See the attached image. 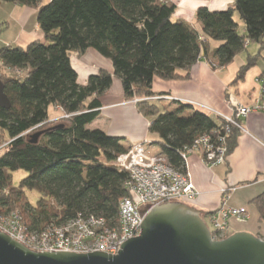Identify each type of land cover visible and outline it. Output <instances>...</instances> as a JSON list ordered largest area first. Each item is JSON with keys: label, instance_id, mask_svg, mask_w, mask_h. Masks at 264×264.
I'll use <instances>...</instances> for the list:
<instances>
[{"label": "trees", "instance_id": "1", "mask_svg": "<svg viewBox=\"0 0 264 264\" xmlns=\"http://www.w3.org/2000/svg\"><path fill=\"white\" fill-rule=\"evenodd\" d=\"M40 1L0 0L36 10L44 39L23 49L0 47V60L11 73L0 76L10 102V109H0V210H20L30 231L64 224L78 214L116 222L120 200L128 196V175L113 163L130 146L123 138L89 129L114 78L126 101L139 100L137 114L149 121L148 133L157 136L160 154L172 168L186 174L181 153L201 136L209 135L216 145L223 139L227 157L236 148L241 132L223 119L184 102L146 99L164 96L152 91L155 80L189 79L202 57L215 70L229 66L247 42L263 49L264 0H233L222 12L199 8L196 21L206 41L185 22L172 21L171 0H51L44 6ZM209 42L218 46L211 51ZM91 49L110 61L113 73L99 70L79 84L71 55ZM254 62L248 56L232 85L245 79ZM52 107L60 109V119L50 120ZM38 132L43 133L32 144L30 137ZM17 171L27 177L14 186L11 174ZM25 191L41 197L35 206ZM251 204L264 223V193Z\"/></svg>", "mask_w": 264, "mask_h": 264}, {"label": "crops", "instance_id": "2", "mask_svg": "<svg viewBox=\"0 0 264 264\" xmlns=\"http://www.w3.org/2000/svg\"><path fill=\"white\" fill-rule=\"evenodd\" d=\"M171 1L175 5L176 11L172 21L185 22L190 28L199 33L203 41H206V39L200 24L196 21L198 9L205 7L211 12H222L233 3V0ZM21 7L14 4L11 7V13L14 14L16 12L17 15H20L18 19L21 18L17 20L21 24L19 32L9 42L4 37L0 38V47L14 45L23 49L35 40H44L43 35L42 39H40L36 10L23 7V10L21 9L19 13L18 8ZM36 29L39 31H36ZM209 43L211 51L218 46L216 42ZM250 45L247 44L245 51L235 58H240L237 66L234 65V59L226 68L213 70L202 57L192 66L189 79L170 82L157 79L152 84V91L169 98L173 97L171 101L174 103L196 102L226 116L231 114L229 106L242 105L250 107L261 95L262 86L260 79H264L262 66L251 68L246 73L243 81L238 82L237 85H232L239 70L246 65L248 56L253 54ZM71 56H74L77 60L74 64L71 63L78 74L79 84H85L88 77L92 76V74H97L99 70L104 69L113 73L111 63L106 65V63L97 58L100 57L97 53L94 54V52L88 51L80 57L74 54ZM91 61L94 64H88ZM114 79L110 89L101 98V104L103 105L100 109L99 117L89 126V129H99L109 136L123 138L126 146H132L143 141L152 152L160 154V149L156 145L157 136L148 133L149 121L142 115L137 114L135 105L124 99L121 82H115ZM106 109L110 110V112L122 110L127 117L121 114L122 117L115 120L110 115L104 116L103 113ZM210 115L216 117L212 114ZM60 117H62L60 109L56 107L50 108L49 118L51 121L60 119ZM239 121L241 133L237 140L238 144L229 154L225 163L219 164V166L206 167L201 161L199 152L187 156V173L194 190L198 194L194 209L202 212L204 219H207V221L210 214L217 213L216 211L223 205L231 209L244 208L247 210V205L253 207L251 201L256 196L264 193V111L250 113L246 117L239 119ZM152 138L153 141L148 143L147 141ZM153 145L156 146L153 147ZM247 213H249L248 210ZM228 220L230 222L228 224L229 236L235 233L247 232L264 240V236L258 231V225L253 227L247 223H241L240 221L242 220H236L235 218ZM256 221H258V218ZM258 223L260 222L258 221ZM252 231L257 233L254 234Z\"/></svg>", "mask_w": 264, "mask_h": 264}, {"label": "built area", "instance_id": "3", "mask_svg": "<svg viewBox=\"0 0 264 264\" xmlns=\"http://www.w3.org/2000/svg\"><path fill=\"white\" fill-rule=\"evenodd\" d=\"M2 70L9 72L0 60V71ZM149 100L171 102L173 97L160 96L146 99ZM138 101L131 100L129 103L136 105ZM184 103L219 117L239 130L241 128L239 119L253 112L264 111V101L261 97L250 107L229 106L231 114L228 116L196 102ZM129 148V151L120 154L113 163L128 175L125 183L128 196L120 200L118 219L114 224L107 223L103 218L78 214L64 224L53 223L44 227L42 231H30L20 210L8 212L0 210V232L35 253L60 252L88 255L102 252L111 256L118 254L123 243L140 235V225L146 214L155 207L168 203L178 202L186 205L187 202H195L198 194L187 172L184 174L172 168L164 155L152 152L145 142ZM196 152L200 153L201 161L206 167L219 166L227 159V149L223 139H220L216 145L211 142L209 135L195 140L193 146L185 148L181 157L186 163L187 156ZM216 212L208 217L212 227L209 231L215 241L229 237L228 219H248L247 210L244 208L231 209L223 205Z\"/></svg>", "mask_w": 264, "mask_h": 264}, {"label": "water", "instance_id": "4", "mask_svg": "<svg viewBox=\"0 0 264 264\" xmlns=\"http://www.w3.org/2000/svg\"><path fill=\"white\" fill-rule=\"evenodd\" d=\"M0 79V109H10ZM43 132L30 137L38 143ZM138 237L117 255L29 251L0 232V264H264V240L251 233L212 239L203 213L182 203H168L146 214Z\"/></svg>", "mask_w": 264, "mask_h": 264}, {"label": "rangeland", "instance_id": "5", "mask_svg": "<svg viewBox=\"0 0 264 264\" xmlns=\"http://www.w3.org/2000/svg\"><path fill=\"white\" fill-rule=\"evenodd\" d=\"M51 0H41L40 1V5L41 6H44L46 4H48ZM13 4H8V3H3V2H0V38L4 37L6 38V41H11V39H13L16 34L19 32V28H20V25L19 22H17V20H20L18 19L20 15H17V13L15 12L14 14L11 13V7H12ZM23 7L21 8H18V12L20 13V10L22 9ZM23 10V9H22ZM173 19V18H172ZM234 20H236L237 24H238V27H237V31H239L240 34H243L244 31H243V23L241 20H239V17L237 14H235L234 16ZM7 23V24H6ZM6 24V25H5ZM36 31H39L38 29H36ZM40 33V39H42V34L41 32L39 31ZM10 39V40H9ZM264 41V39H263ZM16 44V43H14ZM250 48H252V57L255 59V66H253L252 68H255V67H260L262 66L263 70H264V48L263 49H260V46H258L257 44L255 43H250ZM251 50V49H250ZM91 52H94L92 49L90 50ZM243 56V55H242ZM241 57V56H240ZM99 58L101 61H103L104 63H106V65H109L110 61L108 59H105V58H101V57H97ZM240 60V58L238 57L237 59H235V66H237L238 64V61ZM77 60L74 58V56H71V62L74 64V62H76ZM88 63V62H87ZM94 62L91 61L90 63L88 64H91ZM111 65V64H110ZM250 70V69H249ZM80 71V70H79ZM6 74V75H10L11 73L6 71V70H2L0 71V76H2V74ZM115 82H119L117 81V79L115 78L114 79ZM108 109V108H107ZM104 110V113L103 115L106 116V115H110V117H113L115 120H118V118H121L122 115L124 117H127L125 114H123V111H119L117 110L116 112H110V110ZM121 112V113H119ZM122 114V115H121ZM152 137V136H150ZM153 141V138L149 141H147L148 143H151ZM139 143H143L142 142H139ZM138 143V144H139ZM156 146V145H155ZM153 145V147H155ZM11 175H13V185L14 186H17L18 183L27 177L26 173H24L23 171H17L15 173H12ZM25 197L27 198V201L29 204L35 206L37 201L41 198L39 197L38 193L35 192V191H25L24 193ZM195 202H187L186 205L190 206L191 208L194 209V206H195ZM222 207V206H221ZM247 210H248V219H244L242 221H240L241 223H247L248 225L250 226H253L255 227L256 225H258V231L261 232V234L264 236V223H258V221H256V211L254 210V208L250 205H247ZM236 220H239V219H236ZM204 223H206L207 227L209 230L212 229L211 227V223H209L207 221V219H204ZM229 220H228V224H229ZM254 232V234H256L257 232L255 231H252ZM255 236V235H254Z\"/></svg>", "mask_w": 264, "mask_h": 264}]
</instances>
